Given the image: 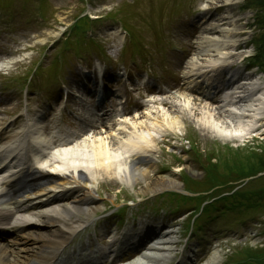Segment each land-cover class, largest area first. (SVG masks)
<instances>
[{
	"label": "rangeland",
	"instance_id": "374dc122",
	"mask_svg": "<svg viewBox=\"0 0 264 264\" xmlns=\"http://www.w3.org/2000/svg\"><path fill=\"white\" fill-rule=\"evenodd\" d=\"M17 3H21L22 6L20 7ZM25 6L33 7L37 13L30 11L27 16L28 8L25 11ZM0 10L7 14L11 10H16L23 16V21L30 24L48 19V24L38 32L29 26L15 27L8 31L0 26V62L6 58L9 62L11 76L17 77L26 75L45 51L47 54L42 57V60L47 64L48 60L45 59L55 45L51 46L52 42L70 26L78 15L85 14L94 17L112 15L122 18L133 38L139 39L141 52L152 53L151 58L154 60L163 58L170 61L166 70L162 71L156 66L151 69L150 76L154 73L161 78V93L159 94L148 90L149 84L145 85L143 81H140L136 67L131 64H129L130 87L128 82L125 84V80L115 78L112 75L114 73L106 74V84L111 85L112 88L118 89L119 85V88L124 85L129 87L127 96H124L121 91L117 93L118 96L110 95V101L108 100L113 107L121 106V98L122 100L127 98V102L130 101L136 105L133 114L126 116L128 121L135 115L138 122L144 121L142 115L145 107H152L156 111L162 108L167 111L170 103L173 105L175 95H182L187 99L188 110L204 105L203 101H199V99L203 100V97L196 92L199 88L192 87L186 90L183 77L185 63L190 62L197 55L193 49L198 50L202 45L199 41L203 34H198L200 28H205L207 32L210 29V32H206L209 38L220 40L224 34L230 36L228 45L223 46V52L232 58H241L229 66L230 72L234 71L237 75L234 79L236 83L234 86L239 85L241 81L258 80L264 90V35L262 30L264 28V0H0ZM195 10L197 16H195ZM6 22L8 25L13 24L10 16ZM77 24L89 28L85 20ZM103 27H98L94 35L97 40L87 48L99 49V51L105 48L111 60L109 66L113 68V61L118 57L121 47L118 43L122 39L118 41L113 28ZM171 46L185 50L184 58L169 53ZM125 57H127V63L130 52H127ZM52 58L54 61L51 71L60 63L62 55L58 52ZM134 58L137 63H141V58L138 56ZM70 60L72 64L66 71L65 80H68L70 91L76 96L70 99V104L81 117V121L72 118L71 115L65 116L70 119L62 121L63 107L56 108L54 104L56 101L49 103L52 104V116L44 96L38 98L31 94L34 98L30 105L28 102V106H23L21 97L10 95V90L0 95V109L7 108L8 115L24 110L29 120L37 117L41 119L36 125L41 128V140H38V144L51 143L53 133L59 141L69 139L72 141L73 138L77 140L82 138L81 135L88 129L95 131L101 124L96 119L94 114L96 110L91 105V98L87 94L86 85L90 87V84L77 73L82 63L69 57L66 58V64H69ZM93 60L94 58H87L88 63L95 64ZM12 63L15 64L10 65ZM169 66L173 67L172 70H169ZM45 70L48 71V68ZM42 72L44 69H39L38 74ZM167 72L169 74L165 75ZM72 75L78 77L77 82L73 83ZM132 75L135 79L131 78ZM80 81H84L86 85L84 87L77 85ZM259 91L261 89H258ZM218 102L217 99L211 103L212 107L215 106L213 110H220ZM179 116L182 123L179 134L155 139V150L150 156V161L142 164L143 168L147 169L148 182L137 180L131 183H120L118 180H113L116 182L111 185L109 180L96 184V197L100 202V211L86 221L88 224L86 232L90 231L91 235L86 236L85 233L80 232L77 234V240L87 243V239L90 241L92 239L99 243L103 240H110L115 233V228L132 232L133 227L132 233L145 238L153 231L171 233L169 237L175 242L169 245L171 250L168 254L171 258L167 264H182L181 258L183 257H189L190 264H204L213 251H216L217 255L215 264H254L253 260L264 264V118L263 121L257 122L256 131L251 137L241 142L226 143L201 135L196 129L195 122L186 120L181 114ZM1 117L4 116L0 112ZM53 117L54 121H52ZM124 119L122 117L108 118V124H116L117 120L123 121ZM5 121L8 122L9 118L0 120V122ZM49 122L52 123L51 127ZM92 125H96L95 129L91 128ZM10 127L13 128V126ZM84 136L90 141L97 137L88 132ZM98 137H106V135L101 133ZM50 153V150L46 151L47 155ZM239 169H242V175L247 174L251 177L243 178L232 184V186L239 185V187L231 194L225 193L219 198H214L219 195L218 189L222 188H214L203 194L204 197L211 199L208 203L210 207L205 208L204 213L200 212L194 226L190 225L188 228L191 216L199 212L200 200L193 193L186 191L184 182L206 179L208 170H212L214 174L222 173L223 175L215 183L218 184L219 181H226L225 174ZM46 170L49 174H54L52 169L46 168ZM162 182H167L168 185L161 187ZM147 183L150 188H147ZM171 184H173L172 187ZM228 185L230 184L227 183ZM176 196L189 198L184 201ZM117 209L122 211L118 213L119 215H112L107 221L108 224L102 221L105 215L116 213ZM91 219L94 220L91 221ZM99 220L104 225H95ZM204 223L206 224L203 225ZM46 229L47 227L42 226L34 231L26 229L23 233L34 232L37 235ZM93 230L97 237L94 236ZM105 230L109 232L105 234ZM8 237L10 239L6 243L0 241V247L6 244L7 247L13 248L11 242H14L16 237ZM145 238L144 245L136 256L125 258L116 264L130 263L147 253L151 244ZM34 241L35 238H31L28 243L32 244ZM40 243L41 240L32 247ZM258 250L261 252L257 253ZM10 251L7 250V253L9 254ZM14 255L8 256L10 260L15 258Z\"/></svg>",
	"mask_w": 264,
	"mask_h": 264
},
{
	"label": "bare ground",
	"instance_id": "6f19581e",
	"mask_svg": "<svg viewBox=\"0 0 264 264\" xmlns=\"http://www.w3.org/2000/svg\"><path fill=\"white\" fill-rule=\"evenodd\" d=\"M262 30L264 35V28ZM206 32L205 28L199 29L198 34H203L199 41L202 45L198 50L193 49L197 55L183 68L186 90L199 88L196 92H201L198 95L201 94L203 100L199 101H203L204 105L188 110L187 99L175 95L173 105L170 103L167 111L145 107L144 121L138 122L135 115L129 121L101 123L96 129L94 125L95 131L88 129L81 135L82 138L65 140L62 149L49 155L46 154L49 147L43 145L37 150L33 162L26 160V153L35 150L30 141H21L8 153L12 144L0 142V145L5 144L0 148L7 153L0 161L13 158L17 169L0 178V233L9 235L13 231L16 237L11 245L13 248L6 245L0 247V264H49L54 260L63 244L73 239L84 229L86 220L100 211L95 188L98 182L110 180V184L114 185L116 181L113 180L120 183L148 180L147 169L142 164L150 161L155 139L179 134L182 128L179 114L195 122L201 135L222 142H241L253 135L257 122L264 118V90L258 80L241 81L234 86L237 75L234 71L230 72L229 66L241 58H232L223 52L230 36L224 34L217 40L209 38ZM258 89L261 91L258 92ZM217 99L219 111L213 110L215 106L211 105ZM87 132L97 137L87 140L84 136ZM101 133L106 137L99 138ZM37 138L41 140L39 131L34 128V140ZM144 156L147 158L144 159ZM46 168L52 169L54 174H49ZM167 185V182L161 183V187ZM147 188H150L149 183ZM42 226L47 227L43 233L20 234V230L25 228L34 230ZM155 232L148 234L151 245L147 253L127 264H167L171 258L169 245L175 241L169 237V232ZM128 237L129 234L124 236V242ZM133 237L136 239L137 235ZM31 238H35V243L39 240L41 243L32 247L35 243H28ZM82 248L78 247L75 251H82ZM7 250H11L9 254ZM13 254L15 258L10 260L9 255ZM100 255L105 253L101 251ZM216 257V251L211 252L204 264H215ZM87 260L90 259L84 261ZM91 260L95 261L94 258ZM181 261L182 264H190L189 257H183ZM78 263H82V257Z\"/></svg>",
	"mask_w": 264,
	"mask_h": 264
},
{
	"label": "trees",
	"instance_id": "16d2710c",
	"mask_svg": "<svg viewBox=\"0 0 264 264\" xmlns=\"http://www.w3.org/2000/svg\"><path fill=\"white\" fill-rule=\"evenodd\" d=\"M236 173H238V174H236ZM222 176H223L222 173H220V175L214 174V172L212 170H210V171L208 170V174L206 176V179L204 178L205 180L204 179H202L200 181L187 180L184 182V184H185V187L188 191H192L193 193L200 195V194L207 193L214 188L226 187L227 191H231V190H233L234 187L229 186V185H228L229 186L228 187L227 183L233 184V183H237L238 181H241V179H243V178L251 177L250 175H247V174L242 175V169H239L236 171H230V174H225V176L227 177L226 181H219L218 184H215ZM223 190H224V188L220 189L219 192H222ZM199 199H201L202 203L206 200V198L202 197V196ZM258 252L260 253L261 251L258 250L257 253ZM253 259H254V257H253ZM252 262H254V264L255 263L259 264L257 261L255 262L254 260ZM244 264H246V263H244ZM260 264H263V263H260Z\"/></svg>",
	"mask_w": 264,
	"mask_h": 264
}]
</instances>
